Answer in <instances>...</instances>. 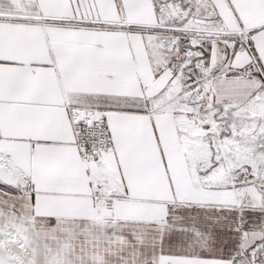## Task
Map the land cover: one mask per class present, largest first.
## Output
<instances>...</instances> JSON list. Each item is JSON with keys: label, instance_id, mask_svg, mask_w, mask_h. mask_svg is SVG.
Returning <instances> with one entry per match:
<instances>
[{"label": "snow or ice", "instance_id": "1", "mask_svg": "<svg viewBox=\"0 0 264 264\" xmlns=\"http://www.w3.org/2000/svg\"><path fill=\"white\" fill-rule=\"evenodd\" d=\"M0 264H264V0H0Z\"/></svg>", "mask_w": 264, "mask_h": 264}]
</instances>
